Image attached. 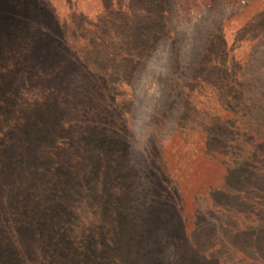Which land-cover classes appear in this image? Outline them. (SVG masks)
Wrapping results in <instances>:
<instances>
[{"label":"rangeland","instance_id":"1","mask_svg":"<svg viewBox=\"0 0 264 264\" xmlns=\"http://www.w3.org/2000/svg\"><path fill=\"white\" fill-rule=\"evenodd\" d=\"M36 1L3 26L32 60L5 90L36 85L65 55L78 69L43 108L23 91L1 106L0 132L13 111L31 133L69 118L92 148L10 153L21 174L33 160L39 185L24 194L27 222L0 228V264L100 263L99 249H73L97 228L114 264H264V0ZM41 27L50 38L32 44ZM28 66L40 72L23 82Z\"/></svg>","mask_w":264,"mask_h":264},{"label":"trees","instance_id":"2","mask_svg":"<svg viewBox=\"0 0 264 264\" xmlns=\"http://www.w3.org/2000/svg\"><path fill=\"white\" fill-rule=\"evenodd\" d=\"M39 5V2L36 0H31L28 4V7L21 0H0V107L8 104L7 102H12L14 101V99L22 96L21 93L23 91V93L34 97V99H30L33 100V103L38 104L41 108H43V106L48 104L49 102H46L50 97L48 93L49 85H51V88L54 89L56 87L55 82L58 81V83H56L57 91H59V89L63 90L65 86H69V81L67 80V75H65V73H67L68 71H72V64H75V68L78 69V59H75L71 54L65 55L62 58V63L60 60V66L56 69H53V71L51 70L50 72H48L50 70V67L45 68L46 71L44 72V79H40V82L36 85L30 86L21 84L18 94L17 92L16 94H11L9 90H5L7 82L17 74L18 70L22 66L30 64L32 60L24 59V56L20 51L21 49L19 50V42L17 36H15L14 34H8L7 32H2V30L8 25V17L16 18L20 15L25 14L24 16L29 18L30 14L34 12H40ZM135 9L141 10L138 8V6ZM164 11L166 10H163L162 12ZM134 12L137 15L141 14L138 11ZM45 29L46 27H41L39 31L31 34L30 37L32 44L46 43L48 41V39L50 38V33H47ZM13 35L14 37H12ZM14 42L17 43V46L15 48H5L6 43L12 44ZM30 55L31 52H29L26 56L30 57ZM31 67L32 66H28V68H30L28 70V73L21 79L23 82H27L31 78H38V74L40 71H31ZM85 67H87L86 69L84 68L85 71L89 69V65ZM91 69V71L105 72V69L101 68L100 66H93ZM13 113L14 116L12 115V119L10 121V123L12 124L8 126V128L3 132H0V150H2L0 153V228H4L5 224H8V222H27L24 218V199L26 195L25 192L28 187L39 185V181L36 180L37 174L32 175L34 168L33 160L27 163V165L24 167L27 170H24L23 174H21L20 164L18 162H15L10 153L20 154L21 152L22 158V155H24V153L28 151V156L32 157L33 154L30 151L32 150L33 145L37 144L41 152V156H39L38 160L46 161L50 159H57L68 149L73 150L75 146H78V148L81 150V147L78 145L79 143L81 145H84L83 147H85L86 150L92 148L90 144H87L85 142L83 143V141L80 140L84 135H87L86 132L81 133L80 136L73 133L74 125L78 123L77 120L73 121L69 118H62L58 120L53 118L51 123L49 121L47 124L43 125L42 130H45L43 132H40L39 134V132L37 131H34L33 133L28 132L27 128L26 130H24L22 118L25 115V112L13 111ZM44 122L46 123V119ZM82 126L85 127V123H82ZM26 139H29L30 141H27ZM23 141L26 142L25 147L23 146ZM255 148L256 147H254V149ZM35 152L38 153L37 150ZM74 164L80 165L77 166V171H84V168L81 166L83 164V159L81 157H77ZM11 194L15 196V200L9 201V197ZM73 207L74 206L72 204V208ZM39 215L40 213L33 214L32 218L39 219L41 216ZM64 218L65 221L55 222L53 224L52 231L58 232L57 230H59L63 232L64 225L65 223H67L66 221L71 217L66 216ZM56 224H58V226H56ZM13 228H15V225L13 226ZM76 229L80 230V233L86 232V227L81 224L78 225V222L76 225ZM102 235V228H97L96 231H91L86 235H81L82 241L78 242L77 245L73 247V249L77 248L84 251H91L92 257L95 258L97 257L96 250L99 249L100 254L98 256V259L100 260V263L103 261L114 264L112 254V249L115 242L114 238H110V240L105 237L101 238ZM51 236H56V234L53 233ZM33 240L35 239L33 238ZM26 255H28V259H30L31 253H26ZM107 257H110L112 261H109ZM100 263L98 261H95V263L93 264Z\"/></svg>","mask_w":264,"mask_h":264}]
</instances>
